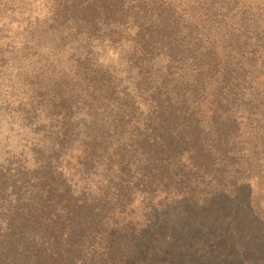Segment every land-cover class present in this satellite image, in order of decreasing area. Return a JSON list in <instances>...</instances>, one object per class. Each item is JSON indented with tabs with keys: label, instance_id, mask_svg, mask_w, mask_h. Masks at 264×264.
Masks as SVG:
<instances>
[{
	"label": "rangeland",
	"instance_id": "obj_1",
	"mask_svg": "<svg viewBox=\"0 0 264 264\" xmlns=\"http://www.w3.org/2000/svg\"><path fill=\"white\" fill-rule=\"evenodd\" d=\"M175 117L183 149L160 137ZM198 138L227 186L215 202L242 180L264 216V0H0L4 259L119 264L104 239L60 258L58 195L96 202L102 238L163 230L198 204Z\"/></svg>",
	"mask_w": 264,
	"mask_h": 264
},
{
	"label": "trees",
	"instance_id": "obj_2",
	"mask_svg": "<svg viewBox=\"0 0 264 264\" xmlns=\"http://www.w3.org/2000/svg\"><path fill=\"white\" fill-rule=\"evenodd\" d=\"M89 7L94 12L100 9L96 3ZM176 122V117L170 123L164 119L161 122L160 137L163 144L183 149L192 138L187 140L189 137L175 134ZM195 144L196 147L200 146L199 160L204 166V173H208L203 178L200 175L201 165L193 163L194 171L191 173L203 178L199 182L203 185L199 188L201 196H195L199 205L195 204L192 209L187 204L168 209L167 217L170 219L167 221L168 227L163 230L152 232L149 229L152 233L142 231L137 235L120 234L115 238L109 234L102 238L99 231L105 223L96 202L90 204L84 197L70 196L67 199L57 194L59 202L63 203L61 209L65 210L55 216L57 221H53V224L58 226L60 222L67 226L65 232L58 226L59 246L62 247L58 254L60 258H87L86 254L82 257L85 243L89 242L93 248L95 241L100 243L104 239V258H118L119 264H264V258L253 251L255 243L264 236V216L253 206L249 186L241 180V185H235L234 191L228 193L223 202H215V196L223 195V189L227 186L219 181L214 187L212 162L207 169V162L212 159L211 146L205 148L200 138ZM52 191L56 193L51 187L46 192ZM46 203L47 207H51ZM28 221L26 216L21 218L23 223ZM122 237L124 242H121ZM3 244L4 240L0 239V264H20L18 261L4 259ZM43 253L46 252L41 251L35 257L36 262L40 263L41 258H47Z\"/></svg>",
	"mask_w": 264,
	"mask_h": 264
}]
</instances>
